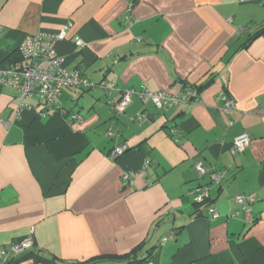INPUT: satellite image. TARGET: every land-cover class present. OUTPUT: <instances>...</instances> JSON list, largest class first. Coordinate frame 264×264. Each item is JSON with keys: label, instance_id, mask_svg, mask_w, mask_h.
<instances>
[{"label": "crops", "instance_id": "obj_1", "mask_svg": "<svg viewBox=\"0 0 264 264\" xmlns=\"http://www.w3.org/2000/svg\"><path fill=\"white\" fill-rule=\"evenodd\" d=\"M129 1L131 24L124 18ZM66 25L56 55L88 87L63 89L57 108L42 117L35 99L19 110L17 91L0 85V248L32 239L15 264H81L141 243L155 250L144 264H264V36L237 50L264 30V7L0 0V68L19 66L26 36ZM101 82L113 90L94 87ZM202 85L197 102L167 111L137 96L124 112L113 107L128 89L178 94ZM222 90L235 102L230 114L218 109ZM142 114L145 120L130 121ZM75 115L79 121H71ZM243 134L249 148L232 154ZM121 145L123 154L110 157ZM198 162L208 170L200 179ZM221 170L225 177L213 184L212 172ZM126 173L134 174L127 184ZM197 186L209 188L203 205L189 196ZM248 194L256 200L247 211L227 218L238 209L234 198ZM209 207L218 218L206 215Z\"/></svg>", "mask_w": 264, "mask_h": 264}, {"label": "built area", "instance_id": "obj_2", "mask_svg": "<svg viewBox=\"0 0 264 264\" xmlns=\"http://www.w3.org/2000/svg\"><path fill=\"white\" fill-rule=\"evenodd\" d=\"M241 3H255L264 7V0H240ZM134 4L129 1L125 9L124 18L126 22L131 24L133 22L132 10ZM69 29V25L64 26L57 33L40 32L32 36H26L17 49L20 59L18 67L9 68L7 70L0 68V85L3 87H10L17 91L19 98V110L27 108L25 100L35 99L38 106L41 108V116L44 117L46 113L53 108H57L58 98L63 89H79L87 86L85 80L81 78L78 71L66 70L63 59L56 55L55 45L57 42L65 38V34ZM74 44L77 47H83L84 43L79 38L74 39ZM102 90H113L114 86L107 87L104 82L94 86ZM137 96L140 99H147L159 110L167 111L179 104H193L198 101L197 89L191 88L183 90L178 94H171L166 91L151 92L146 88H141L136 91L128 89L121 92L120 98L114 104V108L118 112H124L125 108L131 103L132 97ZM218 109L223 114H230L235 110V102L231 99L225 91H221L218 95ZM146 119V115L142 114L130 121H142ZM80 116H71V121H79ZM264 124V117L261 118ZM8 125V123H6ZM115 136V131L112 124L106 130V137L112 139ZM250 139L247 135H240L236 137L230 147L232 154L244 153L249 148ZM126 147L124 145L115 147L110 153V157H118L123 154ZM148 160H145L144 167L148 165ZM196 177L203 178L208 170L201 163L198 162L194 166ZM226 170L219 172H212L211 182L219 184L226 175ZM133 173H126L123 176L124 182L127 184L133 178ZM208 186H197L189 192L193 203L201 205L208 199ZM256 200L253 194L239 195L234 198L238 209L230 212L227 218L238 217L241 211H247L248 204ZM206 215L211 219L219 217L218 211L214 207L206 209ZM166 239L162 241L164 244ZM33 246L31 238H25L21 241L13 243L8 248H0V264H15V257L27 252Z\"/></svg>", "mask_w": 264, "mask_h": 264}, {"label": "trees", "instance_id": "obj_3", "mask_svg": "<svg viewBox=\"0 0 264 264\" xmlns=\"http://www.w3.org/2000/svg\"><path fill=\"white\" fill-rule=\"evenodd\" d=\"M261 36H264L263 29L255 32L252 35H249L245 40V42H243L241 46L238 47L237 50L239 51L241 49H247L254 40L258 39ZM204 86L205 85L198 87L197 92H199V90ZM154 251L155 250L153 248L146 249L145 243H141L127 254L94 257L81 264H144L152 257Z\"/></svg>", "mask_w": 264, "mask_h": 264}]
</instances>
